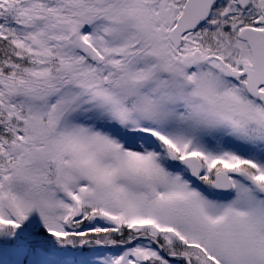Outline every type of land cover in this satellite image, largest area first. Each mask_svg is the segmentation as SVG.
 <instances>
[{"label": "snow or ice", "instance_id": "1", "mask_svg": "<svg viewBox=\"0 0 264 264\" xmlns=\"http://www.w3.org/2000/svg\"><path fill=\"white\" fill-rule=\"evenodd\" d=\"M0 264H264V0H0Z\"/></svg>", "mask_w": 264, "mask_h": 264}]
</instances>
